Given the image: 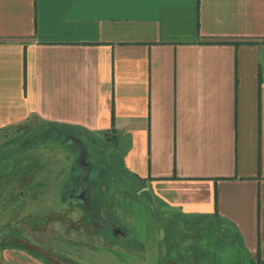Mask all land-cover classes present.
<instances>
[{
    "label": "crops",
    "instance_id": "obj_1",
    "mask_svg": "<svg viewBox=\"0 0 264 264\" xmlns=\"http://www.w3.org/2000/svg\"><path fill=\"white\" fill-rule=\"evenodd\" d=\"M45 131L111 143L141 197L122 199L137 247L105 262L264 264V0H0V153ZM161 222L229 229L244 261L162 249ZM0 264L45 263L6 247Z\"/></svg>",
    "mask_w": 264,
    "mask_h": 264
},
{
    "label": "rangeland",
    "instance_id": "obj_2",
    "mask_svg": "<svg viewBox=\"0 0 264 264\" xmlns=\"http://www.w3.org/2000/svg\"><path fill=\"white\" fill-rule=\"evenodd\" d=\"M38 126L31 120L29 132ZM59 134L62 136L46 131L27 133L0 153V249L23 247L49 264H134L105 262L101 256L106 247L116 250L110 244L137 247L130 240L133 234V238L139 237L141 226L139 205L134 208L122 203L123 198L140 201L141 197L122 171L113 146L98 137ZM71 190L84 200L65 198L62 202ZM146 211V219L155 225L156 220ZM158 227L162 249L174 240L178 246L199 245L218 262L244 261L229 229L202 224L187 238L182 231L165 229L163 222ZM115 228L125 234V240L112 239ZM90 247L96 250L84 252Z\"/></svg>",
    "mask_w": 264,
    "mask_h": 264
},
{
    "label": "trees",
    "instance_id": "obj_3",
    "mask_svg": "<svg viewBox=\"0 0 264 264\" xmlns=\"http://www.w3.org/2000/svg\"><path fill=\"white\" fill-rule=\"evenodd\" d=\"M84 199V198H83ZM30 254V253H29ZM30 255H32V254H30ZM32 256H34V257H37V258H39V256H36V255H32ZM39 259H41V258H39ZM42 261H43V259H41ZM66 261H68V260H66ZM44 263L45 264H49L48 262H45L44 261ZM69 264H77V263H75V262H68Z\"/></svg>",
    "mask_w": 264,
    "mask_h": 264
}]
</instances>
